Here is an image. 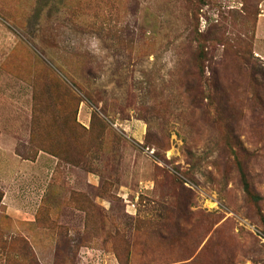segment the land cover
I'll use <instances>...</instances> for the list:
<instances>
[{"label":"rangeland","instance_id":"1","mask_svg":"<svg viewBox=\"0 0 264 264\" xmlns=\"http://www.w3.org/2000/svg\"><path fill=\"white\" fill-rule=\"evenodd\" d=\"M7 194L0 264H264V0H0Z\"/></svg>","mask_w":264,"mask_h":264},{"label":"crops","instance_id":"2","mask_svg":"<svg viewBox=\"0 0 264 264\" xmlns=\"http://www.w3.org/2000/svg\"><path fill=\"white\" fill-rule=\"evenodd\" d=\"M7 202H8V205H9V212H8V214L9 215H11V216H14V214H13V209L15 210V209H17V208H19V207H17L16 205L14 206V204H12V203H10L9 202V199H8V194L4 197V199H1V202H0V206L2 205V206H4V205H6L7 204ZM6 209V208H5ZM6 210H8V209H6ZM23 210V209H22ZM5 213H7L6 211H5ZM11 225H5L3 222H0V226H3V229L5 228V229H7V231H10V230H15V229H17L16 227H18L17 225H15V223H14V225H13V223L11 222L10 223ZM23 225V224H22ZM24 225H26V224H24ZM24 225H23V227L22 226H20V228H24ZM5 226V227H4ZM24 231V230H23ZM27 231V230H26Z\"/></svg>","mask_w":264,"mask_h":264},{"label":"trees","instance_id":"3","mask_svg":"<svg viewBox=\"0 0 264 264\" xmlns=\"http://www.w3.org/2000/svg\"><path fill=\"white\" fill-rule=\"evenodd\" d=\"M2 198V197H1ZM1 200V199H0Z\"/></svg>","mask_w":264,"mask_h":264}]
</instances>
